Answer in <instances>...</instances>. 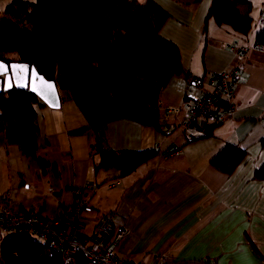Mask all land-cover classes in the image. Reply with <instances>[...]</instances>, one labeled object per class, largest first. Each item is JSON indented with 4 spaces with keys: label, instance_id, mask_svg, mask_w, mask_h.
Returning a JSON list of instances; mask_svg holds the SVG:
<instances>
[{
    "label": "crops",
    "instance_id": "crops-1",
    "mask_svg": "<svg viewBox=\"0 0 264 264\" xmlns=\"http://www.w3.org/2000/svg\"><path fill=\"white\" fill-rule=\"evenodd\" d=\"M153 1L169 15L160 36L178 48L187 73L170 81L163 104L179 106L185 97H198L201 91L195 79L228 72L236 65L235 54L220 49L221 42L255 44L254 35L243 40L214 25L210 42L201 52L200 30L210 0H202L194 11L168 0ZM218 31L227 37H219ZM239 67L237 102L229 122L213 127L201 140L179 141V155L164 162L155 158L121 179L116 171L94 175V159L89 158L91 135L73 134L83 130L86 122L72 102H60L58 110L37 109L40 140L45 144L36 157L56 171L41 174L0 136V199L13 202L22 213L51 221L58 207L72 205L73 189L89 185L90 199L81 215L86 239L99 221L113 215L121 200L134 205L129 217H114L129 235L108 245L129 262L152 264L153 256L164 251L168 264H264V182L252 178L264 164V48ZM5 72V63L0 61V76ZM106 133L111 151L155 150L156 133L150 128L120 121L109 124ZM226 145L245 152L227 176L209 164ZM158 166L172 171L162 182L153 176ZM110 181L115 185L106 189Z\"/></svg>",
    "mask_w": 264,
    "mask_h": 264
},
{
    "label": "trees",
    "instance_id": "trees-1",
    "mask_svg": "<svg viewBox=\"0 0 264 264\" xmlns=\"http://www.w3.org/2000/svg\"><path fill=\"white\" fill-rule=\"evenodd\" d=\"M251 10L249 0H210L200 30L201 52L208 44L210 22L244 40L252 29ZM168 19L150 0H12L0 11V61L6 68L10 63L33 67L53 82L60 102H72L85 119L86 127L73 134L90 133L94 175L116 171L121 179L153 161L156 151H111L106 127L128 121L169 135L157 124V105L174 77L187 76L178 48L160 36ZM117 31L125 32L127 39L117 38ZM254 40L262 50L264 28L254 34ZM141 77L148 81L142 83ZM43 107L27 91L0 93V136L46 174L56 170L36 157L45 144L37 121V109ZM215 126L203 124L205 138ZM244 157L242 149L226 145L209 164L227 176ZM252 178L264 182V164ZM0 264L65 263L47 244L15 229L0 244ZM71 264L87 263L76 255Z\"/></svg>",
    "mask_w": 264,
    "mask_h": 264
},
{
    "label": "built area",
    "instance_id": "built-area-1",
    "mask_svg": "<svg viewBox=\"0 0 264 264\" xmlns=\"http://www.w3.org/2000/svg\"><path fill=\"white\" fill-rule=\"evenodd\" d=\"M219 48L235 54L236 65L228 72L195 79L201 94L188 98L179 106L163 103L157 105V124L169 135L155 136L156 159L167 161L180 153L181 143L187 144L204 138L203 124L220 125L232 119L237 102L235 86L240 65L254 60L262 50L259 45H238L236 42H221ZM172 174L159 166L153 170L157 181H164ZM115 184H109L112 188ZM73 203L68 208L58 207L53 220H46L35 213H22L13 202L0 199V243L4 233L18 229L32 235L41 244H47L59 253L65 264L72 263V257L79 255L87 264H135L116 255L108 245L111 240L119 243L129 235L125 226H119L114 217L127 218L135 210L134 205L121 200L113 215H108L93 228L89 239L83 236L81 215L88 204L91 187L84 185L71 191ZM152 264H168L164 251L153 256Z\"/></svg>",
    "mask_w": 264,
    "mask_h": 264
},
{
    "label": "water",
    "instance_id": "water-1",
    "mask_svg": "<svg viewBox=\"0 0 264 264\" xmlns=\"http://www.w3.org/2000/svg\"><path fill=\"white\" fill-rule=\"evenodd\" d=\"M12 89L27 91L48 109L58 110L60 108V100L54 83L38 75L33 67L20 63L8 65L5 74L0 76V93L9 92Z\"/></svg>",
    "mask_w": 264,
    "mask_h": 264
},
{
    "label": "rangeland",
    "instance_id": "rangeland-1",
    "mask_svg": "<svg viewBox=\"0 0 264 264\" xmlns=\"http://www.w3.org/2000/svg\"><path fill=\"white\" fill-rule=\"evenodd\" d=\"M11 1L12 0H0V11H2L4 6L6 4L10 3ZM27 1L30 2V3H34L36 0H27ZM135 1L142 3L145 0H135ZM150 1H152L155 4V2L153 0H150ZM168 1H170L174 5H178L179 7L181 5H185V7H182V6L181 7L184 8V9H187L188 11L189 10L190 11H194V10H196L197 6L199 5V3H201L202 0H200V2L198 4H196V0H168ZM249 1H250L251 5H252L251 18H252L253 24H252V29H251L250 33L248 34L247 38L249 40H251V37L258 30L264 28V23L262 21V17L264 16V0H249ZM155 5H157V4H155ZM159 8L161 10H163L161 8V6ZM163 12L166 13L165 10H163ZM211 27H214V24L212 22H210L208 24V30H207V33L205 35L207 38H209L208 40H210V38H211L210 37V35H211L210 32H211V29H212ZM162 28H161V30H162ZM161 30H160V32H161ZM217 34H218L219 37H225V36L227 37V35H228L227 33L223 32V31L222 32L218 31ZM116 37L119 38L120 40H125V39H127V34L125 32H123V31H117L116 32ZM208 40H207V42L209 43ZM12 57L13 56L11 55L8 58H12ZM175 78H177V76L174 77L173 80ZM140 81L142 83H146V81H148V78L147 77H141ZM176 89H177V86H176ZM113 182H115V181L108 182V184L105 186V188L107 189L109 184H115ZM8 236H9V233H4V235H3L4 238H7Z\"/></svg>",
    "mask_w": 264,
    "mask_h": 264
}]
</instances>
